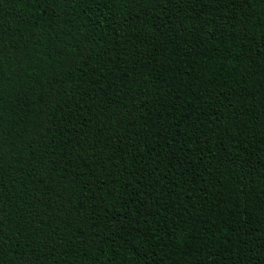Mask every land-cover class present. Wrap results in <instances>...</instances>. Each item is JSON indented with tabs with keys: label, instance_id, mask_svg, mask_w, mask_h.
I'll return each mask as SVG.
<instances>
[{
	"label": "trees",
	"instance_id": "1",
	"mask_svg": "<svg viewBox=\"0 0 264 264\" xmlns=\"http://www.w3.org/2000/svg\"><path fill=\"white\" fill-rule=\"evenodd\" d=\"M0 264H264V0H0Z\"/></svg>",
	"mask_w": 264,
	"mask_h": 264
}]
</instances>
